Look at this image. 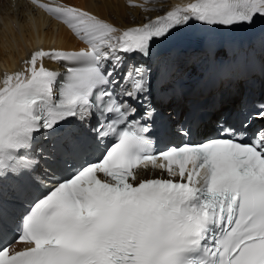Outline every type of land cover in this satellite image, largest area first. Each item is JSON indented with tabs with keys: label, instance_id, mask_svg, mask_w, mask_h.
Returning <instances> with one entry per match:
<instances>
[{
	"label": "snow or ice",
	"instance_id": "snow-or-ice-1",
	"mask_svg": "<svg viewBox=\"0 0 264 264\" xmlns=\"http://www.w3.org/2000/svg\"><path fill=\"white\" fill-rule=\"evenodd\" d=\"M31 2L87 46L35 50L0 80V264H264V127L249 134L264 104L200 143L154 153L151 139L160 104L185 95L180 64L154 46L194 24L251 25L264 0H190L127 28ZM206 56L225 80L255 53L210 45ZM44 58L65 65L63 79ZM66 125L77 130L50 148L36 142ZM6 184L19 204L10 243Z\"/></svg>",
	"mask_w": 264,
	"mask_h": 264
},
{
	"label": "bare ground",
	"instance_id": "bare-ground-1",
	"mask_svg": "<svg viewBox=\"0 0 264 264\" xmlns=\"http://www.w3.org/2000/svg\"><path fill=\"white\" fill-rule=\"evenodd\" d=\"M81 5L109 20L117 27L126 28L141 23L152 15L174 7L180 0H63ZM54 44L67 48L78 44L72 32L59 23L37 13L32 7L17 0H0V70L25 55L35 45Z\"/></svg>",
	"mask_w": 264,
	"mask_h": 264
}]
</instances>
